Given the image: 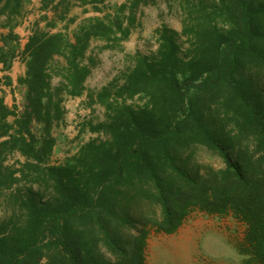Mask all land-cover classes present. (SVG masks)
<instances>
[{
	"label": "trees",
	"instance_id": "trees-1",
	"mask_svg": "<svg viewBox=\"0 0 264 264\" xmlns=\"http://www.w3.org/2000/svg\"><path fill=\"white\" fill-rule=\"evenodd\" d=\"M24 1L0 0L11 28ZM78 1L96 10L104 2ZM70 6L55 2L53 18L66 19ZM183 10L180 33L160 29L156 52L136 55L121 84L96 94L109 115L91 128L106 138L85 143L62 165L48 162L49 131L62 118L63 96L84 89L93 63L83 61L88 41L118 42L128 29L119 18L95 17L73 42L39 30L28 37L26 73L18 79L27 85L25 106L12 123L14 110L0 93V206L10 207L0 227V264H147L151 233L177 232L194 211L242 222L239 253L264 264V0H183ZM16 39L12 31L1 36L3 69L16 57ZM54 56L64 64L51 65ZM48 66L61 78L54 86ZM141 94L143 107L126 105ZM31 120L43 124L39 138ZM197 146L224 166L180 156ZM14 152L23 160L8 163ZM21 184L44 188L48 200H35Z\"/></svg>",
	"mask_w": 264,
	"mask_h": 264
},
{
	"label": "rangeland",
	"instance_id": "rangeland-1",
	"mask_svg": "<svg viewBox=\"0 0 264 264\" xmlns=\"http://www.w3.org/2000/svg\"><path fill=\"white\" fill-rule=\"evenodd\" d=\"M57 1L47 0L46 4L49 7L43 10V0H25L21 14L10 20L11 26L16 27L14 33L17 36L16 57L24 65V74L18 79L25 77L26 60L21 51L34 30L49 34L63 33L65 38L73 42L81 25L90 18L97 17L106 23L111 18H119L122 27L128 29L127 37L118 42L109 41L103 36H93L88 41L83 61L87 63L88 58H93V63L83 83L84 89L80 95L63 96L62 118L54 121L49 131L54 139V145L48 162L62 165L76 155L85 143L93 139L104 140L106 138L103 133L93 131L91 128L105 122L109 115L107 105L95 101L96 94L105 87L109 88V85L121 84L125 73L133 67L136 55H151L156 52L160 29L166 27L180 33L186 14L183 10V0H104L103 3L97 5L98 10L90 4L81 6L78 0H68L71 6L67 18L58 20L53 18L52 11V6ZM1 15L0 28H3L5 23L8 24V19H3ZM6 34L0 33V45H2L1 36ZM179 42L181 48L186 50L188 44L184 36L180 37ZM53 63L61 66L64 64V59L61 56H54L50 61L51 65ZM47 70L50 72L51 85H56L61 80L60 76L55 74L50 66ZM18 79L20 90H16L17 97L11 93L7 99L10 108L15 113V116L11 115L7 118L9 123H12L15 117L20 116L24 111L27 85L20 83ZM10 84L4 77L0 78V86ZM89 96L94 99H90ZM107 101L109 102V98ZM146 102V97L141 94L127 99L126 105L138 108L143 107ZM30 129L38 138L43 134V124L35 120H31ZM187 155L192 156L191 158L200 165L208 163L216 168L224 166L220 157L210 154L200 146L193 148L192 152H183L180 156L184 158ZM16 159L22 161L23 157L14 152L8 155L7 162L12 163ZM21 186L25 194H30L35 200L40 202L48 200V191L44 188L37 190V187L33 186L30 191L28 189L30 185L21 184ZM9 208L8 204L0 206V227ZM236 227L237 235L233 241L240 246L244 231L241 226L236 225ZM213 237L212 234H204L199 244H185L183 248H173L166 243L173 242L174 237L151 233L148 238L147 264H193V259L199 264H238L242 261V256L238 254L236 247L234 248L231 243L223 239L215 241Z\"/></svg>",
	"mask_w": 264,
	"mask_h": 264
},
{
	"label": "crops",
	"instance_id": "crops-1",
	"mask_svg": "<svg viewBox=\"0 0 264 264\" xmlns=\"http://www.w3.org/2000/svg\"><path fill=\"white\" fill-rule=\"evenodd\" d=\"M1 16L3 19L7 20V16L5 14H2ZM10 31L15 33L16 27L11 28L5 23L3 25V28H0V33L2 34H6ZM23 74L24 65L19 62L18 57H15L13 59L9 69H3L0 64V78H7L8 81L11 83L7 86H0V93L4 96V102L6 105H8V107H10V105L8 104L7 99L11 96V93H13L14 97H17L16 90H20V85L17 83V79ZM236 225L241 226L243 231H245V225L235 219L231 214L219 216L208 215L200 211H194L190 214V216L186 219L182 226L177 230V232L169 235H159L174 237L175 240L173 242L166 244L171 245V247L173 248H183L185 244H199L203 235L209 233L214 236L213 239L215 241H220L221 239H223L228 243H231L234 248L236 247L238 254L242 256V261L238 264H255L248 255H242L239 253L237 249L238 246L233 241V238L237 235ZM192 262L193 264H199L197 260L194 259Z\"/></svg>",
	"mask_w": 264,
	"mask_h": 264
}]
</instances>
